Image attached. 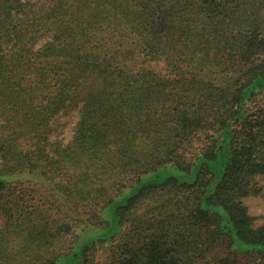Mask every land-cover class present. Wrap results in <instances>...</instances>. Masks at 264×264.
<instances>
[{
    "label": "trees",
    "instance_id": "trees-1",
    "mask_svg": "<svg viewBox=\"0 0 264 264\" xmlns=\"http://www.w3.org/2000/svg\"><path fill=\"white\" fill-rule=\"evenodd\" d=\"M263 179L264 0H0V264H264Z\"/></svg>",
    "mask_w": 264,
    "mask_h": 264
},
{
    "label": "rangeland",
    "instance_id": "rangeland-1",
    "mask_svg": "<svg viewBox=\"0 0 264 264\" xmlns=\"http://www.w3.org/2000/svg\"><path fill=\"white\" fill-rule=\"evenodd\" d=\"M67 132H65V134H68ZM262 183L264 185V179ZM246 204L250 213L256 217H259L257 221L260 222L261 216L264 214V191L262 196L247 198Z\"/></svg>",
    "mask_w": 264,
    "mask_h": 264
}]
</instances>
